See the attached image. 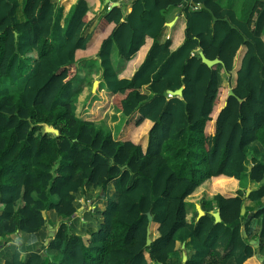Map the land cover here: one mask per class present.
I'll list each match as a JSON object with an SVG mask.
<instances>
[{"label": "trees", "instance_id": "trees-1", "mask_svg": "<svg viewBox=\"0 0 264 264\" xmlns=\"http://www.w3.org/2000/svg\"><path fill=\"white\" fill-rule=\"evenodd\" d=\"M93 1L77 0L61 26L57 2L0 0V243L13 245L4 264H261L249 241L257 239L264 256V160L255 151L264 149V0L244 22L217 0H132L130 12L106 8L89 31ZM178 6L183 40L171 49L162 32L166 11ZM147 38L135 72L120 77L113 46L129 60ZM79 52L96 55L97 92L112 94L126 119L117 138L98 114L75 112L72 85L86 61ZM199 52L221 64L208 67ZM219 72L228 81L234 72V95ZM181 87V96H168ZM244 177L259 184L247 197L223 186ZM207 179L217 193L188 222L185 199ZM94 190L104 206L95 200L77 216ZM247 200L259 207L257 236L245 220L249 204L241 215ZM56 222L44 245L47 224ZM178 241L189 251L185 261Z\"/></svg>", "mask_w": 264, "mask_h": 264}, {"label": "crops", "instance_id": "crops-1", "mask_svg": "<svg viewBox=\"0 0 264 264\" xmlns=\"http://www.w3.org/2000/svg\"><path fill=\"white\" fill-rule=\"evenodd\" d=\"M20 4H22L23 0H18ZM53 2H57L58 5L62 8V18H61V26L63 25V21H64V17L66 16V14L69 12V10L71 9V7L76 3L77 0H52ZM131 2L132 0H94L93 4L90 6V12L92 14H94L95 18L93 20V23L91 24V27L89 28V31L92 30L96 23L98 22V20L104 15L106 8H108V6H122L123 8H125V10L127 12L131 11ZM219 3V2H218ZM223 8L225 9H231L230 6L227 5H223L221 3H219ZM109 10V9H107ZM181 7L178 6L177 8L171 9V13L169 15H167V22H172L173 24H171V26L166 25V27L164 28L163 32H162V40H166V39H171V49H175L178 45H180V43L183 40V29L185 26V18L184 16L181 14L180 12ZM234 11V10H232ZM22 19V18H21ZM151 44V40L149 38H147L145 45L140 49V52H137L131 59L129 60H125L122 59L118 52L117 49L113 46L112 48V53H111V59L112 62L114 61V57H115V52H116V56L119 59L118 61V65H114L116 68L117 73L119 74L120 77H126L129 78L132 76V74L135 72L139 62L141 59H143L144 55L146 54L149 46ZM242 48V47H241ZM240 51H242V49H240ZM139 53H141L139 55ZM88 53L86 52H82L81 55H79L80 59H86L87 58H95L98 60V58L96 57L95 54H91L89 56H87ZM83 75L84 72H82ZM99 75H100V71H99ZM100 84V80H98ZM97 84V85H98ZM93 85V84H92ZM96 89V88H95ZM229 90L231 89V87L228 88ZM142 92L146 93L148 92L147 86H144L141 89ZM95 92V91H94ZM168 94V93H167ZM169 96V94H168ZM112 99V94L111 96L108 95V99L107 102L109 104V107H111L113 104L111 102ZM125 119V117H124ZM146 128L144 130H142V132L144 133V138H143V142L142 145L145 146L146 144V131L149 128V126L151 125L150 122ZM118 136V135H117ZM137 137L134 136V138L132 139H136ZM256 147V152L258 153V155H260V157L264 160V149L262 146H260L259 144L255 145ZM252 167V165L248 166V170H250ZM259 184L254 183V182H250L249 179L247 177L242 178L241 180H237V179H232L230 182H227L225 185H223L225 188H227L229 191H235L236 189H242L245 192V196L247 197L248 195H246L247 193V189L249 188L250 191L249 193L257 188ZM217 193V191L215 190V188L213 187V183L211 181V179H207L205 180L191 195H189L186 199H185V208H186V220L188 222H191L193 220H197L198 218V209H201L204 214L206 213L205 210H203L201 208V203L204 200H211L213 199L214 195ZM248 193V194H249ZM101 204V203H100ZM249 204V200H247L244 203V206ZM104 206V203L102 205V207ZM91 208V207H90ZM259 209V207H256L254 203H250L247 207V215L245 216V220H251V224H250V229L252 232L253 236H257L259 234L260 228H261V223L260 220L258 219H252L253 214ZM218 209H214L211 210L210 212H214ZM246 210V208H245ZM197 212V214L195 213ZM245 213V211H244ZM203 214V215H204ZM77 215V214H76ZM48 218L51 217L50 214L47 215ZM50 219V218H49ZM59 223L56 222L54 226H51L50 224H47L48 227V233L51 231V229H54V233L58 227ZM244 228V226H243ZM243 235L246 236L245 230H243ZM47 239V238H46ZM45 239V240H46ZM1 240V238H0ZM250 244L253 246V248H255V244H257V248L256 249V256L257 253L259 254V242L257 239H251ZM44 245H45V241H44ZM182 250V254H181V259L183 260V258H187V255L189 253V251H187L185 248L181 247ZM185 249V250H184ZM13 253V248L11 246V242H5V244H1L0 243V264H4L7 260H9L12 256ZM261 256V255H260ZM263 257V262L262 264H264V256ZM261 263V262H260ZM184 264V263H183Z\"/></svg>", "mask_w": 264, "mask_h": 264}, {"label": "rangeland", "instance_id": "rangeland-1", "mask_svg": "<svg viewBox=\"0 0 264 264\" xmlns=\"http://www.w3.org/2000/svg\"><path fill=\"white\" fill-rule=\"evenodd\" d=\"M219 3L221 4H225L227 6H230L232 10H234L236 17L241 20V21H246L250 10L252 8V6L254 5V3L258 0H217ZM167 15H169L171 13V10L169 9L168 11H166ZM18 15L19 17H21V11H18ZM61 23V22H60ZM64 23V21H63ZM57 47L60 45L59 42H57L55 44ZM82 52H79V55H81ZM115 57H114V61L113 64L114 65H118V61L119 59L116 56V52H115ZM82 62L78 63L79 66V72L78 75L76 77V79L73 82L72 88L74 90H77V94L75 96L74 99V105H75V112L78 116H85L87 114L96 116L98 114L97 117H99V123L102 124V126H104L105 128L111 130L113 137L117 138L121 132V128H122V124L125 122L126 119H124V117L122 116V114L112 105L111 107H109L107 102L108 96L104 97L102 90L97 92V87L95 89V92H92V84L94 82V80H99L100 79V75H99V66L97 63V59L95 58H87L86 61H84V65H82ZM237 66V63H236ZM82 72H84L85 75L82 74ZM220 77L222 79V83L221 85L226 88L230 87V85L233 82V75L234 72L231 73V78L232 81H228L226 80L225 76H223L222 72H219ZM20 85L15 86L14 89H19ZM227 90V89H226ZM100 126V125H99ZM118 135V136H117ZM140 136H138L137 140L141 141L142 137L139 139ZM134 138V136H133ZM252 148V147H251ZM250 148V149H251ZM256 148V147H255ZM253 150V148H252ZM264 153V151H263ZM97 191L94 190L93 192H88V194L93 195V199H89V197L86 199V197L83 199H81V204L82 207L78 210L77 212V216L81 217L82 213L84 212V210H89L90 207L93 205V201L96 203V201L100 202L98 205V209H100L103 205V202H106L104 199H100V197H98L99 195L97 194ZM96 200V201H95ZM43 214L45 216H47L49 213L48 212H43ZM95 216V215H93ZM83 219V218H81ZM89 219H86V222H88ZM77 227L79 228V230L81 231H85L87 230L91 225H85L84 227H82L79 223L76 224ZM96 228L93 229V231ZM86 233H91L85 231ZM156 234V233H155ZM46 241V240H45ZM12 244V243H11ZM178 244L181 247L185 248V242H181L178 241ZM13 246V245H12ZM188 251V250H187Z\"/></svg>", "mask_w": 264, "mask_h": 264}, {"label": "water", "instance_id": "water-1", "mask_svg": "<svg viewBox=\"0 0 264 264\" xmlns=\"http://www.w3.org/2000/svg\"><path fill=\"white\" fill-rule=\"evenodd\" d=\"M199 7L205 8V5L202 3V4L199 5ZM223 20L224 21H227L228 19H227V17H225V18H223ZM215 21H217V18L213 16L212 25L214 24ZM171 24H173V21L166 23V25H168V26H171ZM232 27H234V26L232 25ZM199 56L201 58V61L204 64H206L208 67H213V66H216L217 64H221V60L219 58H215V59L210 60V59H208V58L205 57V55L203 54V52H199ZM98 83H99L98 80H94L93 85H92V92L95 91V88H96V86H97ZM182 91H183V88L181 87V88H178L176 90H167V93L169 94V96H181L182 95ZM229 95H234L232 89L229 90ZM241 101L242 100L239 99V102H241ZM44 130H45V132L54 133L55 135H57L59 133V131L57 129H54L53 127L48 126V125H44ZM249 191H250V189L248 188L246 195H248ZM244 211H245V206L243 204L241 206V215L244 214ZM198 213H199L198 214V218L201 217V216H203V214H204V212L201 209H198ZM210 213L214 217L215 222H220L221 221V217H220L219 210H216V211L210 212ZM148 220H149V222L152 221L151 215H148ZM54 234H55L54 233V229H51V231L48 233V238L45 241V245H47L49 243L50 238H53ZM149 235H150V225L147 228V241H146V244L147 245L150 244V241H151ZM254 246H255V248H257L258 245L255 244ZM257 258H258V260L262 264L263 257H261L257 253ZM183 261H185V258H183Z\"/></svg>", "mask_w": 264, "mask_h": 264}, {"label": "built area", "instance_id": "built-area-1", "mask_svg": "<svg viewBox=\"0 0 264 264\" xmlns=\"http://www.w3.org/2000/svg\"><path fill=\"white\" fill-rule=\"evenodd\" d=\"M111 8V6H108V8L107 9H110Z\"/></svg>", "mask_w": 264, "mask_h": 264}]
</instances>
